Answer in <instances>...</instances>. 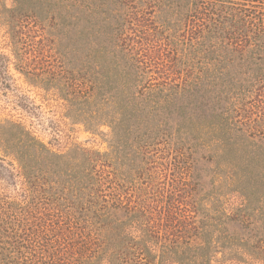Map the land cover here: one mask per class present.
Here are the masks:
<instances>
[{
  "label": "trees",
  "instance_id": "1",
  "mask_svg": "<svg viewBox=\"0 0 264 264\" xmlns=\"http://www.w3.org/2000/svg\"><path fill=\"white\" fill-rule=\"evenodd\" d=\"M0 31L108 144L0 123V264H264V0H0Z\"/></svg>",
  "mask_w": 264,
  "mask_h": 264
},
{
  "label": "rangeland",
  "instance_id": "2",
  "mask_svg": "<svg viewBox=\"0 0 264 264\" xmlns=\"http://www.w3.org/2000/svg\"><path fill=\"white\" fill-rule=\"evenodd\" d=\"M3 1L10 5V0ZM40 49L42 56H45L44 60L53 62L56 55L47 48ZM48 92L33 87L15 70L10 45L0 31V123L13 122L22 125L55 153L68 152L75 145L106 152L107 137L98 133L90 134L81 124L66 117L64 103L54 96V92ZM100 130L104 134L107 133V128ZM19 173L20 168L14 156L5 152L0 143L2 197L9 199L19 197L21 187Z\"/></svg>",
  "mask_w": 264,
  "mask_h": 264
}]
</instances>
